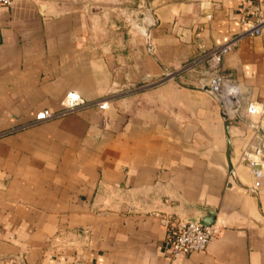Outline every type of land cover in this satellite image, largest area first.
<instances>
[{
    "label": "crops",
    "instance_id": "1",
    "mask_svg": "<svg viewBox=\"0 0 264 264\" xmlns=\"http://www.w3.org/2000/svg\"><path fill=\"white\" fill-rule=\"evenodd\" d=\"M137 32L108 0L0 9V264H264L252 129L183 66L238 35L260 0H147ZM264 99V29L225 58ZM106 109L60 110L66 93ZM215 213L206 250L172 257L163 217Z\"/></svg>",
    "mask_w": 264,
    "mask_h": 264
},
{
    "label": "built area",
    "instance_id": "2",
    "mask_svg": "<svg viewBox=\"0 0 264 264\" xmlns=\"http://www.w3.org/2000/svg\"><path fill=\"white\" fill-rule=\"evenodd\" d=\"M14 0H0V9L11 6ZM254 20H246L245 28L236 36L218 44L209 50L199 53L183 66V70L196 74L199 84L208 89L220 104L224 115L229 119H240L252 129L242 155V159L250 165L254 174L264 177V99L250 97L243 89L232 71L225 68V58L238 45L244 35L260 34L264 29V0H260L253 8ZM108 100L87 101L82 95L70 90L62 101L60 110L50 108L39 111L34 121L36 124L45 120L63 116L82 108L97 106L108 107ZM162 223L170 227L169 239L172 257L188 255L207 249L209 243L219 234L215 224L203 225L186 218L163 217Z\"/></svg>",
    "mask_w": 264,
    "mask_h": 264
},
{
    "label": "rangeland",
    "instance_id": "3",
    "mask_svg": "<svg viewBox=\"0 0 264 264\" xmlns=\"http://www.w3.org/2000/svg\"><path fill=\"white\" fill-rule=\"evenodd\" d=\"M109 9L114 14V20L127 24L129 30L137 32V24L141 23V11L145 8L144 0H108Z\"/></svg>",
    "mask_w": 264,
    "mask_h": 264
},
{
    "label": "water",
    "instance_id": "4",
    "mask_svg": "<svg viewBox=\"0 0 264 264\" xmlns=\"http://www.w3.org/2000/svg\"><path fill=\"white\" fill-rule=\"evenodd\" d=\"M149 3V0H147ZM262 129L264 130V122L261 124ZM187 221H194L201 223L203 225H211L214 224L215 213L213 211H209L207 215L198 216V217H187Z\"/></svg>",
    "mask_w": 264,
    "mask_h": 264
}]
</instances>
